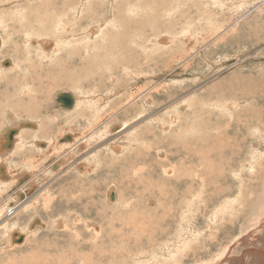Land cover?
<instances>
[{"label": "rangeland", "instance_id": "obj_1", "mask_svg": "<svg viewBox=\"0 0 264 264\" xmlns=\"http://www.w3.org/2000/svg\"><path fill=\"white\" fill-rule=\"evenodd\" d=\"M14 1H16V3ZM40 2H43V4L49 2V6L48 9H43L42 14L39 16V20L46 16H52V19H54L50 24H44L45 28H43L42 22L29 19L32 17L30 16L31 11H28L29 5L31 6L35 3L40 4ZM82 2L85 4L82 6L83 12L81 15L80 12L75 13L76 9L80 8L79 5H82L81 0H0V37L5 42V48L0 50V80H3L5 77L8 80H17L14 76L16 77L19 72L32 75L36 72L34 71L35 65L33 62L39 59L43 60L45 64L55 63L47 69H42L43 75L50 78V80H46L44 82L45 84L42 86L46 89L43 90L42 88L41 90L44 94H34L36 100L32 109L22 112V114H14V119H11L10 112L6 111L9 110L6 106L9 105V103L6 102L8 99L4 100L7 96L5 97V91H2L5 90L4 87L7 86L6 84H8V82H3L4 84L0 83V90L2 91V95L0 91V99L2 96L5 97L3 101L0 100V131L5 130L11 123L17 121L19 123H24L29 120L33 122V127H35L21 126V135L14 149L6 156H0V177L5 180L8 179L7 183H0V211L4 213L7 202L12 198L15 199L17 195L22 192L15 189H17V184L25 173H32L29 181L34 175L32 184L28 183L26 186L30 188L29 194H34L44 185L43 189L35 195V197H38L37 205L27 211L25 217H22V215L9 217L11 220L7 226L8 229L12 228L14 230L15 228V232H20V235H24L21 243L9 247L7 227L0 225V264H172L179 256L178 253H175L179 246L177 242H182L185 239L189 241L186 237L179 241L180 239L177 238V235L180 234L179 229L182 230L184 228V230L188 229L187 232L190 231L194 226V221H192L191 224L182 223L180 219V209H176V212L173 214L176 218L173 216L164 218L163 214L166 215L164 207L167 206L168 203L166 201L155 202L157 205L162 203L160 208L157 207L156 204L149 205V202L155 201L154 198L148 199L146 196L147 193H142L143 195H140L139 198L141 196L144 197L143 205H141L143 211L141 217L145 216L143 225L145 228H141L142 226L134 227L132 226L133 224H123L121 218H126V212L124 206L121 205L122 201L128 200L130 197L129 199L132 201V206L136 207V203L139 201L137 202L138 199L134 188L143 186L140 181L141 179H143V181L147 179L161 180V178L165 180L164 178L167 177V170L163 173L161 168L169 169L172 167L171 165L174 164L182 170L188 165V162L184 159V152H181L180 155L174 154L172 151H169L166 144L157 142V139H165L167 136L174 135L180 143L188 140L192 142L193 146L195 134L201 137H205L206 134L209 140L214 133H217L215 129L217 126L216 124H227L226 122L230 119L228 118L227 121L225 120L224 115H226V113H220V111L217 110L219 112L210 111V114V112H208L209 110L206 111V109L195 111L196 109H192L193 106L199 104L198 102L192 104V102L201 95V97L205 95L206 98H217L219 96V91L215 92L216 94L218 93L217 97L213 92L216 83L225 81L229 78L231 72H234L236 76L235 84L243 88V95L246 99H243L241 104L248 106V111H242L241 116L248 118L250 116V110H260V106L264 107V102H258V93H264V42L258 39L259 6L261 0H83ZM39 4H37V6H39ZM115 4H119V13L115 10V7L112 8V5L115 6ZM20 7H23V9L20 10ZM131 7H144L145 9L143 12H148L154 17V20L152 19L154 23L147 32L151 33L153 31L154 37L156 36L155 39L156 41L158 40V43L155 41L152 43L153 45L151 47H148L149 43L146 45L148 39H142L141 36L138 38L137 35L128 37L127 40L111 37V41L114 43L123 41V46L121 48L119 47V56L116 52L113 54L114 62L119 63V65L115 67L116 64H114V68L110 69L101 53L98 55L99 65L91 66L90 63L94 60L93 55L99 51L106 50L107 45L111 44L110 38L108 39V33L110 34L112 31L117 32L122 27L120 24L121 19L125 18L128 20L131 18L133 19L132 22H135L141 18L134 10L132 13L128 12L127 16L123 15L129 9H132ZM113 10L114 18L111 15ZM248 10L254 12L249 14L250 18L248 15V18L246 17V19H244ZM251 15L258 26V30L249 31V25L246 22V24L241 22L242 20H253ZM234 18L240 19L238 23L235 22L238 30L230 35L232 36V42H224L216 46V39L221 36L223 33L222 30L225 28H222V22L228 20L229 22L225 25L233 27L236 26V24L233 25ZM262 18H264V12L261 15V19ZM97 20H100V22H94ZM260 22H264V20H260ZM31 28H34L35 31ZM92 28L96 29V31L89 32ZM74 29L76 31L75 36H69L70 30ZM262 29L263 28H261V30ZM64 30H66V32ZM138 31L137 34H147L146 32H142L143 30ZM263 31L264 29L261 32ZM31 32L34 33L32 35L33 38H36L40 42H52L53 46L49 51L54 48L55 43L58 49L53 53H49L47 56H41L40 53L44 51L37 46L38 44L36 41H34L32 45L24 41V36L32 34ZM162 36L164 38L169 37L168 42L165 44L166 46L159 42V38H162ZM150 37H152V35ZM17 44L19 47L18 50L16 49ZM128 45L130 48H128ZM159 45L161 47L163 46V49H161ZM35 46H37V49ZM78 47L82 49L79 56L73 54L67 56V53L64 54L65 51L78 49ZM131 49H134L135 55L134 57L130 55L131 61H128V63L125 56ZM39 50L41 51L39 52ZM144 50L148 52H143ZM151 51L152 54H148ZM245 52L247 53L246 55H244ZM62 54V60L56 62L55 59ZM168 54L170 55L167 56ZM247 55L251 56V58L242 63L238 62L236 67L229 68L230 70L220 69V59L223 61L230 56L232 58H228L231 59L229 63H232L235 57L244 58ZM80 56L82 57L80 58ZM9 58L12 60L13 64L10 68H4L5 65H2L3 61ZM185 59L188 61H185ZM164 61L166 62L164 63ZM168 62L171 63V67H167V65H169ZM57 63L59 64L56 65ZM121 63L126 65H122ZM109 65L111 64L109 63ZM81 68L82 70H80ZM108 71L110 73H108ZM161 72H168L169 74L177 73L180 75L176 79L173 78L174 80H168L166 85L162 88L150 90L152 100L149 103L143 102L144 97L138 98L134 101L135 103L133 102L131 105H128L125 110H120L112 117V120L110 119L104 124L101 123L102 121L98 122L99 120L97 118H99L100 115L104 116L103 119L107 118L109 112H112L111 110H114V108L118 106V109L121 108V104H125L129 100L130 95L132 93L134 94V91L138 89L139 86L149 82V84H151L152 78L156 80L155 76ZM62 76H66L67 79H61L60 77ZM69 79L71 80L68 81ZM136 81H138L139 84ZM27 82L30 86L34 84L30 79H28ZM38 84L40 83L37 82L34 86ZM44 85L46 86L44 87ZM50 85L55 87H50ZM167 86L177 88L176 91L171 93V98H169L170 95L167 97ZM198 86L199 89L202 90L205 88L204 92L208 91L209 94L199 91V94L195 92L196 95H192L195 94L194 90ZM32 88L34 89L35 87ZM60 90L76 91L82 96L78 102V106L72 112L65 111V113H63L64 111L58 106L55 94ZM252 91H257L253 98L249 95ZM46 92H48V94ZM21 93H19L20 98L17 89L16 94L9 97V99L12 101L15 99L21 101L22 99L21 102L23 104L24 101L26 102L29 99L25 97L23 92ZM186 94L188 98L187 101L190 100L189 104H191V106L188 105L183 107V112H181L178 107V111L174 112L176 114V116H174L175 120L174 117L170 115L169 111L171 110L170 108L176 106L177 103L171 105V102H178L179 99L185 100L182 98ZM16 100L15 103L17 102ZM20 101L18 102L21 103ZM15 103L12 105L14 106ZM184 104L186 105L188 103ZM105 109L107 112H105ZM17 110L18 107L16 110L14 109V111ZM81 111L85 113L88 111V113L85 114ZM80 112L85 116L81 115ZM94 113L98 114L93 116ZM208 113L212 118H210L212 120L210 122L212 125L214 124V127L209 124L210 126H207L206 129L204 118ZM87 114L88 116L93 114V117L91 116L88 118L90 121L87 120ZM217 114L219 117L221 116L220 118L222 120L219 118L217 121ZM226 117L228 116L226 115ZM171 118L173 120H171ZM179 122L180 124H178ZM125 123H128V126L126 128H121V133L120 130L118 132L111 131L114 129L113 127H115V125H125ZM229 124L231 125L230 135L233 136V138L238 140L244 138V140L247 141L245 143L239 142V146H241V148L243 147V152L245 151L243 156L247 154L248 148L246 145L250 141V148L252 150H257L258 155L254 156L250 153L247 154L249 160H264V155L261 153L264 137H256L253 131L249 129H247V131H249L246 132V129L242 128L239 132L240 126L233 122ZM45 125L49 127V131L51 129L50 133L44 136L45 138L38 137L42 135L40 130H42V127ZM148 125L152 128V133L145 132ZM97 126L101 127L97 129ZM94 129L96 130L94 131ZM67 130L69 131L67 132ZM103 130L105 131L103 132ZM108 130L110 132H108ZM200 130L203 133L199 132ZM77 131L79 132L77 133ZM91 131L94 132L92 133ZM63 132L72 134L71 136L74 138V142L79 141L81 145H79V149H77L78 146L76 145L75 147V143H71V145L68 144V146H71L70 150L66 149L68 153L71 152L72 155L67 157L65 154L68 153H63L65 152L63 151L65 148L60 151L56 149V144L58 142L55 140L59 137L58 134ZM82 132L83 135L81 136ZM88 132L90 136L85 140L86 142L81 140ZM251 133H253V136H249ZM191 135H193V137L190 138ZM199 136L195 137L198 143L199 141L200 144L205 143L202 142L203 140ZM35 138L41 141H51V144L55 142L52 144L55 150L53 148L52 151H47L49 149V143L46 147L39 149L37 144L30 142ZM183 138L184 140H182ZM140 143H144V146H140ZM198 143L197 145L194 144L193 147L199 146L203 149L209 146L208 143L201 145ZM133 144H136L135 147L139 145V148L150 147L153 152H156L158 148L163 149L165 157L154 156L152 160L151 155L142 152V160H137L138 162L131 161L133 167L130 169L128 165V161L131 158L130 154H132V156L135 155L133 157L135 158L137 156L135 151H139V149L133 150ZM85 146L88 147L86 148ZM112 146H114V148L118 146L120 149L116 148V151H113L111 149ZM72 147H74V149H71ZM181 148L182 147H180L179 150H181ZM77 150L82 151L79 153ZM37 154H39L42 160L37 162L31 161V159H35L38 156ZM96 154L98 156H96ZM153 154L155 155V153ZM58 155L59 157L57 158ZM60 158V163L63 161L62 166L64 165L60 168V171L50 170L51 161L54 163L55 159ZM65 158H68V160ZM88 163L92 164L89 165ZM238 163L239 160L233 164V167L238 166ZM112 164H114V167H111ZM115 164L118 165L115 166ZM262 166H264V162ZM262 166L257 171V174L262 173V176H264V171L261 170ZM3 167L6 168V172L10 175V179L6 177ZM80 167H86V169L84 168L81 170ZM88 167L89 170L87 169ZM241 167L240 165V168ZM138 168H142V170H138ZM224 168V175L226 177L224 178L227 179L230 186H232L234 183L230 176V168ZM65 170H67L65 174L50 181V179L55 176L54 174ZM246 170L249 171V169ZM135 171H138L140 175L143 174L142 177L134 176L131 173ZM19 173L22 175L19 176ZM250 173H253V171H250ZM43 177L45 179H43ZM121 177L122 179H120ZM252 179L254 187H251L252 190H248V195H245L246 199H240L239 205L233 203L219 218L216 223L219 227V230L216 232V237L214 229L211 227L205 228V230L203 229L205 231L204 238L207 240V243L213 247L210 252L207 253V257H215L216 253L219 252L216 247L227 244L232 237H235L240 231H244L250 226H247V223L255 214L258 205L262 202V199L259 201L258 196L263 190V186L258 184V182L256 183L254 177H252ZM35 181L36 183H33ZM98 181L102 185L100 188L97 187L98 185H95ZM110 187L116 188L119 194V200L113 203L107 202ZM237 190V186L233 185L231 197L236 196ZM100 191L101 193H99ZM19 195L17 199L21 201ZM9 198L10 200H8ZM223 198H220V200H223ZM46 199H48V204H45ZM79 200L83 203L90 201L88 211H85L83 207L74 208L71 206L73 202L78 203ZM46 205L49 207H45ZM69 210L71 212L73 211V214L76 210L78 216L76 217V213L74 215L71 214ZM150 216L153 218L151 219ZM2 217H4V214L0 216V219ZM63 217H66L67 221ZM76 218L80 220L78 221ZM199 218L200 219L197 221L199 224L198 227H204V224H206L204 218ZM166 220H168L167 224L165 223ZM64 221L66 222L64 223ZM86 221L90 222V226H88V224L85 225ZM180 223L182 225H180ZM32 226H36V228H32ZM96 226H100L98 232L94 230ZM20 227H22V231L21 229L19 230ZM16 237L19 238V235ZM13 238L9 239V243ZM175 239H178V241L173 242ZM191 243H194V240L190 241V244ZM190 244L188 243L187 247ZM168 250H171L170 254L174 251L171 254L175 256L173 259L169 258L171 255L169 256ZM153 254L155 256H153ZM138 260L141 262H137ZM184 262H187L186 258Z\"/></svg>", "mask_w": 264, "mask_h": 264}, {"label": "bare ground", "instance_id": "obj_2", "mask_svg": "<svg viewBox=\"0 0 264 264\" xmlns=\"http://www.w3.org/2000/svg\"><path fill=\"white\" fill-rule=\"evenodd\" d=\"M82 1L83 0H81V4L82 5H79L80 8L76 9V11H75V13H79L80 12L81 15H82V12H83V7L82 6L85 4ZM252 1H254V0H252ZM4 2H7V1H4ZM14 2L16 3V1H14ZM11 3H12V1H11ZM7 4H9V3H7ZM37 4H39V3H35V4L31 5V6L29 5L28 11H31L30 16H32V17H30V18L28 17V18L31 19V20L34 19L35 21L42 22V26H43V28H45L44 24H48V23L50 24V22L54 21V19H52V16H46V17L41 18L39 20V16L42 14L43 9L44 8L48 9L49 2H45L44 4H43V2H40L39 6H37ZM114 7H115V10H117V12L119 13V4L118 5L115 4V6L112 5V8H114ZM131 8L132 9H129L123 15L127 16L128 12L132 13V11L134 10L136 14L141 16V18L138 21H135V22H132L133 19H131V18L128 19V20L125 19V18L121 19L120 24L122 25V27L117 32L116 31H112L110 34L107 32L108 36H109L108 39L110 38L109 39L110 41H111L112 38H119V39L127 40L128 37H132L133 35H137L138 38H139V36H141L142 39H148L146 45L149 43L148 47H151L153 45L152 43H154L156 41V39H155L156 36L154 37V32L153 31L151 33H148L147 31L151 29V25L154 23V21H152V19L154 20V17L148 12H143L144 9H145L144 7H141V8L131 7ZM259 8H260V10H259L260 17H259V38L258 39L262 40L264 42V31L261 32L264 29V22H260V20H262V21L264 20V18L261 19V15L264 12V0H261V4H260ZM22 9H23V7H20V10H22ZM38 12H40V13L37 14ZM253 12H252V10H248L246 12V16L243 14L245 16L244 19H246V17L248 18V15L253 13ZM120 14H122V13H120ZM111 15L114 18V10H113ZM249 18H250V15H249ZM251 18H252V15H251ZM239 19L240 18H238V19L236 18L233 21V25L236 24L235 22L238 23ZM94 22L98 23V22H100V20H97V21H94ZM227 22H229V21L225 20L224 22H222L221 26H222V28L223 27H225V28L222 30L223 33L221 34V36H219L216 39V43H215L216 46H219L220 43H224V42L231 43L232 42V36H230V35L232 33H235L236 30H238L237 29V24H236V26L232 27V26L225 25ZM241 22H244V23L246 22L249 25V31L258 30V26H257V24H256L254 19L253 20L250 19V20H246V21L242 20ZM261 28H263V29L261 30ZM31 29H33V31H35L34 28H31ZM97 29H99V28H97ZM138 30H143L142 32H146L149 35H147V34L144 35V33L137 34V32H139ZM64 31L66 32V30H64ZM95 31H96V29H93V28L91 30H89V32H95ZM31 33L32 34H29L28 36H24V41L28 42L30 45H32V43H34V41H36V43L38 44L37 46H39V48L42 49V51L46 52V53H44V52L40 53L41 56H47L49 53H53L54 51H56L58 49L57 46H56L57 44L55 43L54 48L51 51H49L52 48V46H53L52 42H48V43L40 42L36 38L34 39L33 36H32L34 33L33 32H31ZM75 33H76L75 29L74 30H70V34H68V31H67V34L69 36H71V35L75 36ZM151 35H152V37H150ZM69 38H71V37H69ZM168 39H169V37L164 38L162 36V38H159V42L162 43L163 45H165L166 42H168ZM51 40H53V39H51ZM122 42L123 41H120L118 43H114L113 41H111L110 42L111 44L107 45L106 50L99 51V52L95 53L93 55V59L94 60L92 61V63H90L91 66L99 65L98 55L101 54V53L103 54V58L106 61L107 65L110 67V69L114 68V64H116L115 67L118 66L119 63H116L113 60V54L116 52V53H118V56H119V47L121 48L123 46ZM4 43H5L4 40L0 37V50H3L5 48ZM156 43H158V40L156 41ZM18 44L16 46L17 50L19 49ZM37 46H35L36 49H37ZM162 47L160 46L161 49H163ZM128 48H130L129 45H128ZM159 49H157V50H159ZM146 50H148V49H146ZM146 50H144L143 52H145ZM194 50H195V48H194ZM40 51L41 50H39V52ZM81 52H82V49L80 47H78V49L67 50V51L64 52V54L67 53V56L72 55V54L79 56L81 54ZM146 52H148V51H146ZM134 53H135L134 49H131L130 52L125 56L126 59H127V62L131 61L130 60V55H132L134 57V55H135ZM150 53L152 54V51L149 52L148 54H150ZM145 54H147V53H145ZM246 54L247 53L245 52L244 55H246ZM169 55L170 54H168L167 56H169ZM62 56H63V54L60 57L56 58L55 61L57 62V61L62 60L61 59ZM150 56H152V55H150ZM81 57L82 56H80V58ZM228 58H232V57L229 56L223 61L220 59V61H221L220 69L221 70L222 69L234 68V67H236L238 65V62L242 63L243 61H247V60H249L251 58V56L247 55L244 58L235 57L234 58L235 60L232 63H229L231 59H228ZM185 61H188V60L185 59ZM43 62L44 61L41 60V59L36 60V62L35 61L33 62V64L35 65L34 66V71H36V72L33 73L32 75H28L26 73L22 74V73L19 72L16 75V77L14 76V78H17V80H15V79L14 80H8V79H6V77L3 80H0V83L8 82V84H6L7 85L6 87L3 86L5 88V90H2V91H5V97L7 96V98L2 96V98L0 100L3 101L4 98H5L4 100L8 99V100H6V102H8L10 106L6 105L7 108L9 109V110H6V111L10 112L11 117L9 115L8 116L11 119H14V117H15L14 114H16V113L17 114H22V112L30 111L32 109V106L35 103V100H36L34 96L36 94H40V95L44 94L43 91H41L42 88H43L42 86H43V84H45L44 82L46 80L47 81L50 80V78L48 76L43 75V70L42 69H47L51 65H53L55 63H53V64H47L46 63L47 64L46 65ZM165 62L166 61H164V63ZM109 63L111 65H109ZM12 64H13L12 60L9 58L6 61H3L2 65H5L4 68H10L12 66ZM58 64L59 63H57L56 65H58ZM121 64L122 65H126V64H123V63H121ZM168 64L169 65H167V67H171L172 66L171 63L168 62ZM162 66H164V65H162ZM80 70H82V68ZM171 70H172V68H171ZM108 73H110V72L108 71ZM163 73H164V78H163ZM179 75L180 74H177V73L169 74L168 72L158 73L157 76H155L156 80L154 78H152L153 80H152L151 84H149L150 83L149 82V83H146L144 85L139 86L138 89H136L134 91L135 95L132 93L130 95V97H129V100L125 104H121L122 105L121 108L118 109V107H119L118 106V107L114 108V110L110 109L112 112L108 111L109 114L107 115V118H105V119H103L104 116L100 115L99 118H97L99 120L98 122L102 121L101 123L104 124L108 120H110V119L112 120V117L115 116L120 110L121 111L123 109L125 110V108L128 105H131L138 98L140 99V98L144 97L143 98V102L149 103L152 100V97L150 95V90L162 88L164 85H166L168 80H170V81L174 80L173 78L176 79V78L179 77ZM60 78L61 79L66 78L67 79L66 76L65 77L62 76ZM11 79H12V77H11ZM28 79L32 80V83H34V84H36L37 82H39L40 84H38L37 86H34V84H33V86L32 85L30 86L29 83L27 82ZM235 79H236V76L234 75V72H231L229 78H227L225 81H219V82L216 83V86L214 87V91L213 92L215 93V92L219 91V96L218 97H217L218 93L217 94L215 93L217 98H215V99H212L213 97L212 98H210V97L206 98L205 95H204V97H201L202 96L201 95L200 97L195 98L193 100V102H192V104H194V102L195 103L198 102V104H199V105L193 106L192 109H196L195 111H199V110L202 111V110H205V109H206V111L209 110L208 112H210V111L219 112L220 111V113H224V114L226 113V115L228 116V117H226V115H224V118H225L226 121L228 120V118L230 119V120H228V122H226L227 124H225V125H222V124H219V123L216 124L217 126L215 127V129H216L217 133H214L209 140H208V135H206V134H205V137H201V136L195 134L196 136L201 137L202 140H203L202 142L208 143L209 146L206 147V148H203V149H201V147H199V146L198 147H196V146L193 147L194 144L197 145V143H198L197 138H195L196 136H194V139H193V141L195 140L194 143H193V146H192V142H190L188 140L186 142H183V143L181 142L180 143L179 140H177L174 135L167 136L165 139L164 138L157 139V142H159L161 144H166V146L169 149V151H172L174 154L180 155L181 152H184V156H185L184 159H186V162H188V165L182 170H181V168H178L174 164H173L174 166L171 165L172 167H170L169 169L168 168L167 169H163V168L160 167L161 171L163 173L167 170L166 171V173H167L166 176L167 177L164 178L165 180H163V178H161V180H150V179H147L145 181H143V179H141L140 181L142 182L143 186L142 187H138V188H134L135 194L137 195V199H138L137 202L139 201L138 203H136V205H137L136 207L132 206V203H131L132 201H131V199H129L130 197L128 198V200L122 201L121 205L124 206L125 212H126V218H121L123 224H130V225L133 224L132 226H134V227L135 226H142L141 228H145L143 226L144 222H145V220H144L145 216L141 217V215L143 214V211L141 209V205H143L144 197L141 196L139 198V196L143 195L144 193H147L146 196H147L148 199L149 198L150 199L154 198V200H155V201L149 202V205L150 204H156L155 202H163V201H166L168 203L167 206L164 207L165 208V212H166V215L163 214L164 218L165 217H170V216L172 217L173 214L176 212V209H180V211H181L180 212V216H181L180 219H181L182 223L191 224V222L194 221V226L190 229V231L187 232L188 229L184 230V228L182 230L179 229L180 230L179 231L180 234L177 235V238L180 239L179 241H181V239H183L185 237L188 238L189 241H187L186 239L183 240L182 242H179V243L177 242L178 239L177 240L175 239V241H173V242H177V244H179L178 249L175 251V253H178L179 254L178 258L179 257L180 258L179 259L178 258L175 259L172 264H264V176H262V173L257 174V171L262 166L264 160L263 159H259V161L258 160H254V159H252V160L250 159L249 160V157H248L247 154L250 153V154H252L254 156L258 155L257 150H252L250 148L251 147V142L250 141L246 145V147L248 148L247 149V154L245 156H243L245 151L243 152V147L241 148V146H239V142L245 143L247 141H245L244 138H240V140H238L236 138H233V136L230 135V130H231L230 127H231V125L229 124L230 122L231 123L233 122L234 124L240 126L239 132H240V130H242V128H244V129H246V132H248L249 130L253 131V133H254V135L256 137L257 136L264 137V107L260 106V110H257V109L250 110V116L248 118L247 117H242L241 116V112L244 111V110L248 111V106H246L244 104H241L242 100L246 99V98L243 95V88L241 86H238V85L235 84ZM70 80L71 79H69L68 81H70ZM136 82L138 83V81H136ZM134 84H136V83H134ZM47 85H48V82H47ZM45 86L46 85H44V87ZM32 87H35V88L33 89ZM50 87L54 88L55 86H51L50 85ZM17 89H18L19 97H20L19 93L23 92L25 97H27L29 99L28 100L29 102L28 101H26V102L24 101V103H23L24 105H23L22 102H21L22 99H21V101L18 100L21 103H19L15 99L18 103L17 102L15 103V100H13L16 106L12 105L14 103H13L12 100L9 99V97H11L12 95H15ZM204 89L203 90L199 89V86H198L194 90V93L196 92L197 94H199V91L200 92H204L205 91ZM11 90H12V93H11ZM43 90H46V89L43 88ZM48 90L50 91L49 88H48ZM176 90H177V88L168 87V91L166 92L167 93V97L170 95L169 98H171L172 97L171 93H173ZM2 91H1V95H2ZM61 92L62 93H64V92L71 93L72 98L74 100L73 105H72L73 107L71 106L72 108L71 107H65L59 101L58 95L61 94ZM46 93L48 94V92H46ZM190 93H192V92H190ZM196 93L192 94V95L195 96ZM204 93L209 94L208 91L204 92ZM256 93H257V91H252V92L249 93V95H250L251 98H253ZM146 94H148V95H146ZM144 95H146V96H144ZM42 96H44V95H42ZM55 97H56V100L58 101V106L60 107V109H62V111H64L63 113H65V111L66 112H72L73 110H75L76 107L78 106V102L82 98L80 93H77L76 91H69V90H67V91H63V90L61 91L60 90L58 93L55 94ZM24 98H23V100H24ZM182 99H185V100L179 99L178 102H171V105L174 104V103H177L176 106H173L172 108H170L171 110L169 111V113H170V115H172V117L176 116V114L174 112L178 111V107L180 108V111L183 112L184 111L183 107L188 106V105L191 106V104H189L190 100L187 101L188 100L187 94ZM182 101H184V102H182ZM258 102H264V93H261V92L258 93ZM184 103H188V104L185 105ZM2 106L5 107L4 105H2ZM198 106H200V107H198ZM17 107H18V110L14 111V109L16 110ZM108 108H110V107H108ZM139 110H140V108H139ZM217 110H219V111H217ZM81 112L85 113L84 111H81ZM81 112H80V114H81ZM105 112H107L106 109H105ZM86 113H88V111ZM259 113H260V116H259ZM96 114H98V113H96ZM96 114L94 113V115L93 114L92 115L95 116ZM210 114H211V112H210ZM210 114L208 113V115H209V116L207 115L208 117L204 116L205 117L204 118L205 122L204 121L203 122H204V125H205L206 129H207V126H210L209 125V124H211L210 121H212L211 120L212 118L210 117ZM81 115H84V114H81ZM92 115L88 116V114H87V120L88 121H90L88 118L91 117ZM217 116H216V119L218 121V119L221 116L219 117L218 114H217ZM174 119H175V117H174ZM171 120H173V119L171 118ZM206 120H208V121H206ZM220 120H222V119L220 118ZM13 121H15V120H13ZM23 121H25V120H23ZM38 121H40V120H38ZM18 123H19L18 121L14 122V123H11L10 126H8L5 130L0 131V156H6L9 152H11L14 149V147L16 145V142L19 140L18 138L21 135V131H20L21 126H27V127H33L34 126L33 122L29 121V120L24 122V123L20 122L19 125H18ZM215 123H217V122H215ZM178 124H180V122ZM255 124H257V125H255ZM36 126H38V125H36ZM45 126H47V125H45ZM45 126L42 127V130H40L42 132V135L38 136V137L45 138L44 136H46V135H48L50 133L51 129L49 131V127L48 126L45 127ZM127 126H128V123L127 124L125 123V125L124 124L123 125H121V124L120 125H115V127H113L114 129L113 130L110 129V130L113 131V132H118L121 128H126ZM212 126L214 127V124ZM100 127L101 126H99L97 129H99ZM33 128H35V127H33ZM201 129H202V127H201ZM247 129H249V130L247 131ZM9 130H13V132H12L13 140H11L10 146H7L6 145V143L8 141L7 132ZM90 130H92V129H90ZM95 130L96 129H94V131ZM68 131L69 130H67V132ZM104 131L105 130H103V132ZM78 132L79 131H77V133ZM108 132H110V131L108 130ZM145 132L152 133V128L148 125L146 127V129H145ZM199 132H202V131L200 130ZM120 133H121V130H120ZM171 133H169V134H171ZM204 133H206V132H204ZM253 133H251V135H249V136H253ZM71 135L72 134H70V133H64V132L58 134L59 137L55 140V141L58 142L56 144V149H58L60 151V150L65 148L63 150L65 152H63V153H68L67 149L70 150V147H71V146H68V144L71 145V143H73V144L75 143L74 146L76 147V145H77L78 146L77 149H79V145H80L79 141L78 142H74V138H72ZM82 135H83V132H82L81 136ZM89 136L90 135H89V132H88L87 134L84 135L83 138H81V140L85 141V140H87L89 138ZM202 136H204V135H202ZM191 137H193V135H191L190 138ZM78 138H79V136H78ZM115 138H116V136H115ZM182 140H184V138ZM30 142L37 144L39 149H41L43 147H46V145H48V143H49V149L47 148L48 149L47 151H52L53 148H54V145H52V144L55 143V142H53L51 144V141H49V142H47L46 140L41 141V140H39L37 138L32 139V141H30ZM205 143H201V144H205ZM119 144H118V146H119ZM136 144H137V142H136ZM136 144H133L134 145L133 150L135 151V150L139 149V151H135V153H137V156L135 158H133L135 155L132 156V154H130L131 158L128 161V165L130 166V169L133 167L131 165L132 164L131 161L138 162L137 160H139V161L142 160V157H141L142 152H145L146 154L151 155L152 156V160L154 159V156H158V157H162V158L165 157L163 149H159L158 148L156 150V152L155 151L153 152L150 147H145V148H139L138 147L139 145L140 146H144V143H140L138 146L135 147ZM198 144H200V141H199ZM118 146L116 148L120 149V147H118ZM129 146H131V145H129ZM202 146H204V145H202ZM82 147H84V146H82ZM180 147H182L181 150H179ZM116 148H114V146L111 147V149L113 151H116ZM262 148L263 149H262L261 153L264 155V140H263V143H262ZM71 149H74V147H72ZM54 150H55V148H54ZM80 151H82V150H80ZM80 151H78V152L81 153ZM249 151H251V152H249ZM153 153H155V155ZM37 155L38 156L35 159L32 157L33 159H31V161H33V162L41 161L42 160L41 157L39 156V154H37ZM65 155L67 157V156H70L72 154L70 152V153L65 154ZM96 156H98V155L96 154ZM58 157H59V155L57 156V158ZM124 157H126V156H124ZM61 158L60 159H55L54 163H52V161H51L50 170L52 169V170H56V171L59 170L60 171V168L64 166V165L62 166L63 161H62V163H60ZM66 160H68V158ZM238 160H239L238 166L233 167V164L235 162H237ZM47 161H49V160H47ZM64 163H65V161H64ZM92 163H90V164H92ZM3 165H4V163H3ZM117 165L118 164H115V166H117ZM157 165H159V164H157ZM240 165L242 166L241 168H240ZM86 167H80V169L81 170L84 169V168L86 169ZM89 167L87 168L88 170H89ZM111 167H114V164H112ZM224 167H229L230 168L229 171H230V174H231L230 175L231 179H233V183H234L233 185H236L237 188H238L237 194L234 197H231L232 196L233 185L230 186V183L227 181V179H225L226 177L224 175V171H225ZM231 167H233V168H231ZM139 169L142 170V168H138V170ZM246 169H249V171H247ZM3 170H4L5 174H6V177L9 178L10 175L7 174L5 167H3ZM261 170L264 171V166H262ZM127 171H131V170H127ZM250 171H253V173H250ZM65 172H67V170L59 172L57 174H54L55 176L52 177L50 179V181L62 176L63 174H65ZM125 172H126V170H125ZM245 172H246V174H245ZM82 173H84V172H82ZM131 173L134 176H138V177H140V176L142 177V175H143V174L140 175L138 173V171L131 172ZM21 175L22 174H20L19 176H21ZM31 176H32L31 172L30 173H28V172L25 173L23 175L22 179H20V181L17 184V189H15V190H17V191L19 190L20 192L22 191L21 193H19L20 195L18 194L20 196L21 201H18V199H17L18 195L16 194L17 197L15 199H13V198H12L13 200L12 199L10 200V198L8 199L10 201L7 202V204H6L7 207H6V210L4 211V213H2L3 211H0V216L4 214V217H2L0 219V225L1 226L2 225L6 226V227L8 226L9 221L11 220L9 217H14L15 215H16V217L17 216H21V215H22V217H25L26 214H27V211H29L33 206L37 205L38 197H35V195L40 190L43 189L44 185L42 186V188H39L34 194H32V193L29 194L30 188H27L26 186L28 185V183L32 184V179H34V175H33L32 179L29 181V178ZM159 177H160V175H159ZM252 177H254V180H255L256 183L258 182V184H261L263 186V190L261 191L260 195L258 196L259 201L262 199V202L258 205V207L256 208L255 214L251 217V219L247 223V226L248 225H250V226L246 230L240 231L239 234H237L235 237H232L227 242V244H223V245H220V246L216 247V249L219 252L216 253L215 257H213V256L207 257L208 256L207 253L210 252V250L213 247L210 246L207 243V240L204 238V235H205V231L204 230H205V228H210L211 227L212 229H214L215 237H216V235H217L216 232L219 230V227H218V225L216 223L218 222V220L222 216V214L225 212V210L228 209L233 203L238 204L240 199H242V200L246 199L245 195H248V190H252L251 187H254L253 186ZM43 179H45V178L43 177ZM120 179H122V177ZM7 180L2 179L0 177V183L1 184L7 183ZM40 180H41V178H40ZM120 182H122V181H120ZM33 183H36V181L33 182ZM95 185H98L97 186L98 188H100L102 186L99 181L96 182ZM31 188H33V187H31ZM113 188L114 187H110L109 194H108V197H107L108 198L107 202H110V203H113L114 201L116 202L117 200H119V194H118L116 188H114V189ZM99 193H101V191ZM234 193H235V191H234ZM100 196H101V194H100ZM243 196H244V198H243ZM220 198H223V200H220ZM48 199H46V203L45 204H48V201H47ZM52 199H54V198H52ZM50 200H49V202H50ZM145 201H146V198H145ZM148 201H150V200H148ZM89 203H90V201H87L86 203L85 202L83 203L81 200H79L78 203L77 202H73L71 204V206L74 207V208L83 207V208H85V211H88ZM161 206H162V203L160 205L159 204L157 205V207H159V208ZM45 207H49V206L46 205ZM72 212H71V214H73ZM75 213H76V210H75ZM77 216H78V214L76 215V217ZM199 217L204 218V221L206 222V224H204L205 225L204 227H201V228L198 227L199 224H198L197 221H198V219H200ZM152 218L153 217H151V219ZM174 218H176V217H174ZM17 219H19V218H17ZM64 219H66V221H67L66 217ZM76 219H78V218H76ZM79 220L80 219H78V221ZM38 221L40 222L39 219H38ZM38 221H36V222L38 223ZM66 221H64V223ZM167 221L168 220H166V222H165L166 224H167ZM58 223H56V224H58ZM38 224H40V223H38ZM86 224H88V226H90V222L89 221H86L85 225ZM44 225H45V223H44ZM92 225H93V223H92ZM180 225H182V224L180 223ZM33 227L34 226H32V228ZM34 228H36V226ZM60 228H61V226H60ZM20 229L22 231V227H20L19 230ZM6 230L8 232V244L10 245V246L8 245L9 247H11V245L13 247V245L22 242V238L24 237V235L22 236V235H20L21 234L20 232H15L14 231V230H16L15 228L13 230L12 228L8 229V227H7ZM94 230L96 232H98L100 230V226H98V227L96 226V228H94ZM142 230H144V229H142ZM24 232L26 233V231H24ZM181 232H183V233H181ZM26 234H28V233H26ZM17 235H19V238L16 237ZM11 238H13V240L12 241L10 240V243H11L10 244L9 243V239H11ZM193 240H194V243L190 244V241H193ZM23 242H24V240H23ZM188 243L190 245L187 247ZM170 251L171 250H168L169 256L174 252L173 251L170 254ZM153 256H155V255L153 254ZM174 257L175 256L171 255L169 258L173 259ZM185 258H186V261H187L186 263L184 262ZM137 262H141V261L138 260ZM109 263H110V261H109Z\"/></svg>", "mask_w": 264, "mask_h": 264}, {"label": "water", "instance_id": "obj_3", "mask_svg": "<svg viewBox=\"0 0 264 264\" xmlns=\"http://www.w3.org/2000/svg\"><path fill=\"white\" fill-rule=\"evenodd\" d=\"M58 99L65 107H71L74 102L71 93H61L58 95ZM12 132L13 130H9L7 132V138H8V141L6 143L7 146H10L11 140H13Z\"/></svg>", "mask_w": 264, "mask_h": 264}]
</instances>
